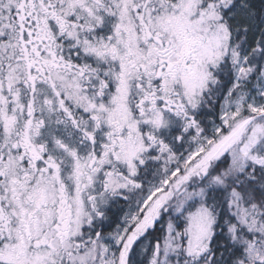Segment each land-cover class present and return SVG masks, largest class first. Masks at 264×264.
<instances>
[{"label": "snow or ice", "instance_id": "obj_1", "mask_svg": "<svg viewBox=\"0 0 264 264\" xmlns=\"http://www.w3.org/2000/svg\"><path fill=\"white\" fill-rule=\"evenodd\" d=\"M0 264H264V0H0Z\"/></svg>", "mask_w": 264, "mask_h": 264}]
</instances>
